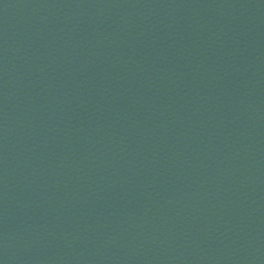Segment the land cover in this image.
I'll return each mask as SVG.
<instances>
[{"label":"water","instance_id":"1","mask_svg":"<svg viewBox=\"0 0 264 264\" xmlns=\"http://www.w3.org/2000/svg\"><path fill=\"white\" fill-rule=\"evenodd\" d=\"M264 80V0H0V241L109 158Z\"/></svg>","mask_w":264,"mask_h":264}]
</instances>
